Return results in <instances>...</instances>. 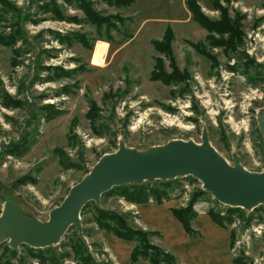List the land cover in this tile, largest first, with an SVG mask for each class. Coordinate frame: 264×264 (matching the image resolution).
I'll return each mask as SVG.
<instances>
[{
	"label": "rangeland",
	"instance_id": "1",
	"mask_svg": "<svg viewBox=\"0 0 264 264\" xmlns=\"http://www.w3.org/2000/svg\"><path fill=\"white\" fill-rule=\"evenodd\" d=\"M9 1L29 14L22 24L30 44L17 43L22 48L17 65L13 49L0 44V218L12 200L24 213L47 221L86 170L104 154L117 151L121 142L147 151L173 139L201 142L206 128L210 143L230 164L238 157L245 168L264 170V135L258 119L264 114V0H199L211 21H221L225 9L239 25L238 38L229 31L210 32L193 19L187 0H135L124 7L86 0L100 15L111 17V27L92 23L81 8L82 0ZM15 19L10 15L0 21V32H9ZM167 28L173 32L170 56L153 43L163 40ZM80 35L86 42L78 39ZM210 35L218 41H210ZM171 57L182 78L172 83L151 78L158 58L162 73L173 72ZM252 89L261 96L247 99ZM93 102L98 113L92 122L87 114ZM71 162L81 167H69ZM178 178L167 188L165 204L151 196L150 202L139 204L141 215L137 203L104 194L81 213V230L71 226L57 244L39 251L27 244L12 248L5 241L0 244V264H80L70 242L76 230L97 264H129L134 242L98 229L93 221L97 206L128 213L134 226L157 231L150 240L174 254L179 264H219L223 251L218 249L210 261L202 256L193 244L201 235L187 236L181 225L180 229L172 224L170 206L187 207L197 193V216L205 213L194 209L197 203H209L208 210L203 209L208 215H223L228 209L198 178ZM234 216L240 221L257 217L264 223V206ZM225 227L234 234L230 224ZM250 246V256L236 258L264 264V239H254Z\"/></svg>",
	"mask_w": 264,
	"mask_h": 264
},
{
	"label": "water",
	"instance_id": "2",
	"mask_svg": "<svg viewBox=\"0 0 264 264\" xmlns=\"http://www.w3.org/2000/svg\"><path fill=\"white\" fill-rule=\"evenodd\" d=\"M264 135V114L259 116ZM193 175L222 203L254 209L264 204V170L245 168L238 157L230 162L210 143L208 130L202 141L173 139L147 151L128 148L123 142L117 151L104 154L93 168L73 185L64 201L41 221L24 213L21 205L9 200L0 218V244L12 248L27 244L45 248L59 243L68 229L82 228L84 205L99 202L115 186L146 180H169Z\"/></svg>",
	"mask_w": 264,
	"mask_h": 264
},
{
	"label": "trees",
	"instance_id": "3",
	"mask_svg": "<svg viewBox=\"0 0 264 264\" xmlns=\"http://www.w3.org/2000/svg\"><path fill=\"white\" fill-rule=\"evenodd\" d=\"M86 0H82L81 8L84 10L87 18L95 23L97 26L106 25L107 27L113 26L111 22L110 16H102L95 9H93L91 2ZM110 4H116L118 7L129 6L135 0H107ZM215 1V0H214ZM187 5L190 11L193 14V19L197 22L205 26L210 32H219L224 33L225 31H229V33L234 35V38H238L241 34L238 23L234 24L231 19L228 17L225 9H223V18L221 21H211L209 20L202 12L201 6L199 4V0H187ZM16 17L15 21L12 22V28L9 32H0V44L5 46H9L13 49V64L17 65L19 63L18 56L21 54V47H16L19 41L24 42L25 44L29 43L28 34L25 30L24 25L22 24V18L24 16H29V14H25L19 10V8L9 0H0V21L7 20L8 16ZM63 16H60L62 18ZM210 41H218L212 35L208 36ZM82 42H86L87 39L83 35H80L78 38ZM173 39V32L171 29L167 28L166 32L163 36V40L154 39V46L161 50L165 51L169 56L171 55V41ZM234 40L230 43L234 45ZM197 48L200 47L201 44H195ZM203 45V44H202ZM172 64L174 65V58L171 57ZM160 58H158L156 65V70L153 71L151 78L153 79H161L166 83L177 82L182 78V73L177 69L174 65L172 73H162L163 67L160 66ZM95 113H98V108L95 102L91 103L90 110L88 112V117L93 121H95ZM71 145L74 144V134H69L68 136ZM32 144L27 145L25 148L29 150L31 146L35 143V140L31 142ZM63 155L64 150L62 148L58 149ZM63 164L65 162L62 160ZM68 164L66 165V167ZM81 167L79 164L71 162L70 166ZM90 170L87 169L85 173H88ZM179 179H169V180H147L142 183H127L121 186H115L104 194H116L118 196L126 198L128 201L141 204L150 202L151 196H155L157 198L156 202L158 204H162L163 199L167 198L168 190L167 188L171 186L174 180ZM155 183H159V185L154 186ZM153 185V186H150ZM165 188H159V187ZM103 194V195H104ZM198 194L194 195V198L189 203L187 207H172L171 210L175 217L182 223L185 231L191 236L201 235V233L193 227V220L197 217V213L193 210V203L195 202ZM92 202V201H91ZM90 202L86 203L82 209L84 211L85 207ZM264 206V205H260ZM224 215H220L217 212L210 211L209 215L211 218L218 223L220 226H227L233 220V215L236 212L243 211L240 207H229ZM95 215L93 221L97 225L98 229L112 233L117 237L126 240L132 241L135 243L134 247L130 253V261L131 264H137L140 260H147L150 264H178L177 258L170 251L165 250L163 247L154 244L150 238L153 235L152 231H146L142 228L136 227L132 224L130 220V215L125 212H120L115 209H107L101 208L97 206L95 208ZM74 226V225H72ZM71 248L75 256L79 257L81 261L80 264H97L91 253L88 251V247L85 244L83 238L79 235L78 230H76L73 235L70 237ZM41 251V248H35ZM50 252H53L52 249L49 248ZM235 264H247V261L244 258H234Z\"/></svg>",
	"mask_w": 264,
	"mask_h": 264
},
{
	"label": "crops",
	"instance_id": "4",
	"mask_svg": "<svg viewBox=\"0 0 264 264\" xmlns=\"http://www.w3.org/2000/svg\"><path fill=\"white\" fill-rule=\"evenodd\" d=\"M163 204H165V203H163ZM168 205L170 206V204H168ZM171 208H172V206H170V210H171ZM137 209L141 215L142 210H141V206L139 204L137 206ZM171 212H172V210H171ZM172 214H173V212H172ZM170 217H171L172 224H174L175 226L177 225L178 228L180 227V229H181V226L183 227L181 222H180L181 224H178V222H177L178 219L175 217L174 214L173 215L170 214ZM142 224H143V226L150 228L145 223L142 222ZM193 226L196 230H198L201 233L200 238H198L199 240H196L195 242H193V244H194V247H196L199 250V252L201 254H203L202 256L206 257V259L209 260L210 257L216 256L215 252H217L219 249L220 251H223V253H222L223 254V260H222L223 263L225 262L226 264H235L234 263V256H233L232 250H231L232 249L231 248L232 247L231 246V230L229 227L220 226L208 214H199L194 219ZM150 229L155 230V228H150ZM183 230L185 231L184 227H183ZM185 233L188 236V233L186 231H185ZM162 235L164 236V234H162ZM163 236L161 238L162 242L164 239ZM187 236H185V237H187ZM220 238H222V242H219ZM107 241L109 242V240H107ZM190 241H194V240H190ZM110 245H111V243H110ZM134 245H135L134 243L131 245L130 253H131V250L134 247ZM162 246H163V244H162ZM111 248H112L113 253L115 254V256L117 258L118 254L115 252L113 247H111ZM163 248H164V246H163ZM130 253H129V255H130ZM222 261H220L219 264ZM130 262L131 261H130V256H129V264H131ZM121 264H124V262H121ZM137 264H150V263L147 260H141ZM184 264H191V263H187V261H186V262H184ZM194 264H203V263H201L200 261H195Z\"/></svg>",
	"mask_w": 264,
	"mask_h": 264
},
{
	"label": "built area",
	"instance_id": "5",
	"mask_svg": "<svg viewBox=\"0 0 264 264\" xmlns=\"http://www.w3.org/2000/svg\"><path fill=\"white\" fill-rule=\"evenodd\" d=\"M252 93H250V95H246L245 97L249 100L255 99L256 96H261L257 90H251ZM245 128H247V122H244ZM187 198L189 199L188 194L186 195ZM214 206L216 204H213ZM220 205H223L224 208H229V207H238V206H232V205H228L225 203H222ZM209 207V203H197L194 206V209H196V211H200L201 213L205 212L207 213L208 208ZM130 208V207H129ZM243 210H249L243 207H240ZM131 209V208H130ZM205 209V210H203ZM251 211V209H250ZM203 213V214H205ZM223 215L226 213V210H223ZM260 222L257 217H253L251 220L248 218H246V220L243 219V221H240V219L236 218V216L233 217L232 222L230 223V226L232 227V230L234 232L233 235V248L232 250V254L234 256V258L240 256V255H245V256H250L251 252L249 250V248H251V242L254 239H264V223ZM241 227V229L239 228ZM246 247H248L246 249ZM264 250V249H263ZM264 260V258L260 259V262H262Z\"/></svg>",
	"mask_w": 264,
	"mask_h": 264
},
{
	"label": "bare ground",
	"instance_id": "6",
	"mask_svg": "<svg viewBox=\"0 0 264 264\" xmlns=\"http://www.w3.org/2000/svg\"><path fill=\"white\" fill-rule=\"evenodd\" d=\"M105 45H106V44H105ZM100 48H101V47H100ZM102 48H103V47H102ZM104 49H105V48H104ZM104 49H102V50H104ZM97 52H99V53H100V51H99L98 49H97ZM95 54H96V53H95ZM100 56H101V55H98V56H96V58H98V60H99V61H101V60H102V58H100ZM96 60H97V59H96ZM169 122H170V121H169Z\"/></svg>",
	"mask_w": 264,
	"mask_h": 264
}]
</instances>
